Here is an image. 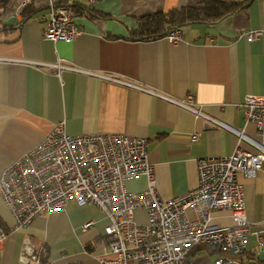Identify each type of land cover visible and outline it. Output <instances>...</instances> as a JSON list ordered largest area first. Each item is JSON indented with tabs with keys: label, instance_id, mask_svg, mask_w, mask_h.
Returning a JSON list of instances; mask_svg holds the SVG:
<instances>
[{
	"label": "crops",
	"instance_id": "1",
	"mask_svg": "<svg viewBox=\"0 0 264 264\" xmlns=\"http://www.w3.org/2000/svg\"><path fill=\"white\" fill-rule=\"evenodd\" d=\"M202 1L103 0L87 6L84 0H61L75 11L74 22L80 30L74 41L65 43L42 38L45 24L41 18L47 13L42 1L21 9L18 0H0V178L61 121L72 137L111 134L146 139L148 161L162 201L197 188L198 160L228 157L237 145L230 130L205 124L150 93L97 77L69 71L49 73L38 67L39 63L56 64L59 60L142 86L165 98L182 101L191 95L204 115L258 140L256 127L244 121L242 105L245 96L264 97V37L251 42L246 38L247 32L264 29V0H252L236 15L212 26L179 28L181 40L176 43L165 38H130L137 29L136 19L194 8ZM196 134L198 139L193 141ZM240 148L253 151L246 144ZM240 181L251 231L239 260L264 264V247L257 242V236L264 238V174ZM146 189L144 176L126 182L129 192ZM212 216L213 223L223 229L233 226L228 212H213ZM0 217L10 229L0 242V264H25L19 256L27 241L52 264H99L108 220L95 206L69 203L63 211L41 215L18 231H12L13 220L2 203ZM187 217L192 218L190 211ZM136 220L144 224V214L138 212ZM87 222L94 224L81 230ZM219 257L225 256L201 246L188 254L184 264H214Z\"/></svg>",
	"mask_w": 264,
	"mask_h": 264
},
{
	"label": "built area",
	"instance_id": "2",
	"mask_svg": "<svg viewBox=\"0 0 264 264\" xmlns=\"http://www.w3.org/2000/svg\"><path fill=\"white\" fill-rule=\"evenodd\" d=\"M36 0H18L21 9ZM47 8L41 18L45 24L42 38L47 41L70 43L80 34L75 24L76 13L61 0H40ZM103 0H84L94 6ZM249 42L264 37V29L246 33ZM170 43L181 40L179 29L166 35ZM30 65L19 60H2ZM39 63L49 73L69 71L97 77L103 81L150 93L184 109L205 124L231 131L237 145L224 158H205L197 161L198 185L183 196L162 201L155 188L153 168L148 161L147 140L111 134H84L69 136L65 121L53 130L37 147L15 160L1 175L0 203L13 220L12 231L26 228L41 216L61 212L66 205H92L108 220L101 240L103 254L99 264H184L188 254L197 247L214 248L225 257L214 264H243L239 258L245 253L251 225L246 220L243 185L240 179L252 180L264 174V97L245 96L243 118L257 129L258 140L243 131L228 128L223 123L204 115L193 96L185 100L165 98L139 85L129 84L113 76L86 72L63 64ZM193 141L198 134L192 136ZM246 144L253 151L240 148ZM144 176L147 189L142 192L126 190L128 180ZM187 211L192 218L187 217ZM142 212L145 223L136 220ZM213 212H228L233 222L229 229L213 223ZM87 222L81 230L93 226ZM5 234L0 232V242ZM260 248L263 236H257ZM235 259V260H234ZM19 261L25 264H52L45 261L42 252L27 241ZM63 264H83L71 262Z\"/></svg>",
	"mask_w": 264,
	"mask_h": 264
},
{
	"label": "trees",
	"instance_id": "3",
	"mask_svg": "<svg viewBox=\"0 0 264 264\" xmlns=\"http://www.w3.org/2000/svg\"><path fill=\"white\" fill-rule=\"evenodd\" d=\"M252 0L244 3H221L205 0L194 8H176L167 13H156L136 19L137 29L130 33V38L137 41H152L165 38L168 32L192 24L215 25L227 17L236 15L247 7ZM0 232L10 233L0 217ZM213 249V248H211Z\"/></svg>",
	"mask_w": 264,
	"mask_h": 264
},
{
	"label": "rangeland",
	"instance_id": "4",
	"mask_svg": "<svg viewBox=\"0 0 264 264\" xmlns=\"http://www.w3.org/2000/svg\"><path fill=\"white\" fill-rule=\"evenodd\" d=\"M138 223L143 224V222H139V221H138Z\"/></svg>",
	"mask_w": 264,
	"mask_h": 264
}]
</instances>
